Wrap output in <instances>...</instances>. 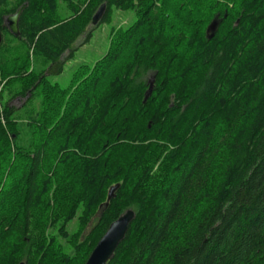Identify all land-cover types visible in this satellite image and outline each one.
I'll return each mask as SVG.
<instances>
[{
    "label": "trees",
    "instance_id": "obj_1",
    "mask_svg": "<svg viewBox=\"0 0 264 264\" xmlns=\"http://www.w3.org/2000/svg\"><path fill=\"white\" fill-rule=\"evenodd\" d=\"M112 9L135 19L48 80ZM2 81L0 264H84L125 209L106 264H264V0H0Z\"/></svg>",
    "mask_w": 264,
    "mask_h": 264
},
{
    "label": "rangeland",
    "instance_id": "obj_2",
    "mask_svg": "<svg viewBox=\"0 0 264 264\" xmlns=\"http://www.w3.org/2000/svg\"><path fill=\"white\" fill-rule=\"evenodd\" d=\"M58 12L61 16H65L67 10L64 9V4L58 2ZM135 19L134 12L132 10H117L112 9L110 19L107 22H101L94 26L91 30L90 37L86 42L78 44L73 50L72 57L65 61L61 73L57 75H47L48 80L51 82H57L59 86L65 87L74 71H76L81 65L91 66L96 60H98L106 51L110 34L116 28L124 29L130 25ZM35 64V62H34ZM36 65V64H35ZM11 84L9 91L5 87H2L3 81L0 82V106L3 102L7 101L9 105H12L14 108L18 109V113L15 112V115H18L20 112V107L24 103L25 98L22 96H12V91L15 89L16 84ZM13 86V87H12ZM11 94V95H10ZM13 97V98H12ZM38 98L35 97L34 101H31V106L26 104L27 107H33L31 111H34L38 106ZM101 205H99L98 211H100ZM79 210L76 211L78 213ZM96 215V212H95ZM76 228V219L75 217L71 219L65 225V229L68 232L74 231ZM61 241H63L61 239ZM64 246V245H63ZM67 252H70L71 249L65 246Z\"/></svg>",
    "mask_w": 264,
    "mask_h": 264
},
{
    "label": "water",
    "instance_id": "obj_3",
    "mask_svg": "<svg viewBox=\"0 0 264 264\" xmlns=\"http://www.w3.org/2000/svg\"><path fill=\"white\" fill-rule=\"evenodd\" d=\"M26 6V2H23L19 7L15 9L12 14H9L3 18V23L8 30V32L13 36H18L17 20L22 9ZM105 9V5L100 4L95 12L91 16V24L95 25L101 18ZM216 22L212 21L208 26L210 31L214 30ZM152 80L150 79L146 90L143 93L141 102L143 103L149 96L152 87ZM118 187V183L110 186L107 190L106 200L103 203L104 206L107 205L108 200L114 195V190ZM134 212L131 209H125L121 212L113 221H111L103 234L96 241L95 245L90 250L84 264H106V261L111 258L113 251L119 241L124 237L127 230L129 222L133 219ZM17 264H22L19 262Z\"/></svg>",
    "mask_w": 264,
    "mask_h": 264
}]
</instances>
